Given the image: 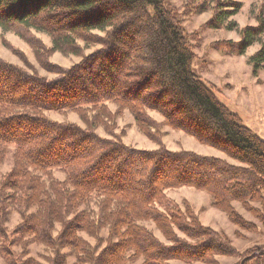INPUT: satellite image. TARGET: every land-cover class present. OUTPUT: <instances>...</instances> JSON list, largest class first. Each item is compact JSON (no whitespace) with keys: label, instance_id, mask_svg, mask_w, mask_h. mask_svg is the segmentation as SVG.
Segmentation results:
<instances>
[{"label":"trees","instance_id":"1","mask_svg":"<svg viewBox=\"0 0 264 264\" xmlns=\"http://www.w3.org/2000/svg\"><path fill=\"white\" fill-rule=\"evenodd\" d=\"M200 1L199 13L213 11L204 27L236 29L227 20L241 9L239 0ZM263 14L264 3L256 26L240 30L237 43L212 44L240 56L257 43L249 61L254 76L264 66ZM0 29L23 39L53 76L40 75L24 58L22 66L0 58L4 264H39L29 257L34 244L51 252L46 264H68L69 258L72 264H212L216 256L239 255L223 233L200 224L186 200L182 209L165 192L190 187L208 193L213 208L244 228L232 203L258 217L251 202L264 205V140L193 73V48L163 0H0ZM34 33L48 36L52 47ZM78 42L99 48L84 56ZM55 52L81 58L63 68L50 62ZM125 111L156 150L122 142L114 120ZM45 112L77 113L84 127L53 121ZM164 126L242 166L168 150L158 137ZM100 127L106 137L96 133ZM9 155L11 167L3 173ZM54 170L65 180H55ZM11 211L21 220L8 229ZM242 257L238 264H264V244Z\"/></svg>","mask_w":264,"mask_h":264},{"label":"rangeland","instance_id":"2","mask_svg":"<svg viewBox=\"0 0 264 264\" xmlns=\"http://www.w3.org/2000/svg\"><path fill=\"white\" fill-rule=\"evenodd\" d=\"M163 1L165 6L173 12L182 24L184 32L190 41L189 43L193 48L195 56L191 65L193 73L202 81L212 86L219 102L230 112L237 115L245 127L264 140V66L254 76L253 67L249 62L250 58L259 50V45L255 43L240 56L215 50L212 47V44L216 43H219L221 47L227 46L228 43L235 44L240 39V30L245 27L256 26V18L263 8L264 0H239L242 5L241 9L236 15L227 20V24L235 23L236 29L234 30H214L204 27L212 18L213 11L210 9L199 13L198 9L202 4L200 0ZM34 35L41 40L45 47H52L48 36L40 33H34ZM78 46L84 56L99 48L97 45L86 46L83 42H78ZM0 58L18 66L25 64L24 58L29 66L40 75L46 76L48 79L53 78L51 74L40 68L35 53L23 39L13 33L3 32L1 29ZM80 58L79 56L55 52L50 57V62L57 66L68 68L78 63ZM109 108L112 113H115L116 107L114 105H109ZM44 114L47 118L56 122L72 123L84 127V122L77 113L45 112ZM150 115L158 123L163 120L161 116L155 113H151ZM114 124L116 127L115 132L122 134L121 139L126 146L146 151H153L158 148L154 142L148 140L138 131L135 121L128 111H125L120 118L116 117ZM161 131L163 134L157 136L161 138L165 147L170 151H189L201 156L218 158L234 166H242L239 162L229 158L222 152L198 143L194 138L183 132L174 131L165 126L161 128ZM96 133L106 137L104 129L101 127L96 129ZM10 163L11 155L8 156L6 163L2 167L3 173L10 169ZM52 177L57 181L65 180L64 174L56 170L52 172ZM165 194L182 209L183 201L186 200L193 209L194 214L198 217L200 224L203 227L223 233L230 245L239 254L234 257L216 256L212 264H238L243 259L242 256L251 249L264 244V205L261 203L251 202V207L257 211L258 217L246 211L239 203H232L233 208L247 223L244 228H239L230 223L224 213L212 207V198L208 193L190 187H180L167 190ZM20 218L17 212L11 211L7 228L12 229L20 222ZM146 226L153 230L154 234L160 238V234L152 224L147 223ZM83 236L87 238L85 235ZM101 236L105 238L107 232L103 231ZM86 240L94 244L92 239L87 238ZM67 251L68 249H63L62 253H66ZM50 256L51 252L43 246L34 244L30 247L29 257L35 259L39 264H46L45 259ZM73 262V258L68 259V264H72ZM140 262L138 261L134 264H140ZM0 264H4L1 256ZM171 264L204 263L172 261Z\"/></svg>","mask_w":264,"mask_h":264}]
</instances>
